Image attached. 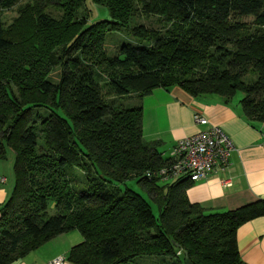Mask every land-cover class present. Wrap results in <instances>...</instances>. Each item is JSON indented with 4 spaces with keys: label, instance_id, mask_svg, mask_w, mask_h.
I'll list each match as a JSON object with an SVG mask.
<instances>
[{
    "label": "trees",
    "instance_id": "16d2710c",
    "mask_svg": "<svg viewBox=\"0 0 264 264\" xmlns=\"http://www.w3.org/2000/svg\"><path fill=\"white\" fill-rule=\"evenodd\" d=\"M93 1L109 19L89 24L85 0H0V158L15 154V186L0 207V264L74 230L83 241L69 251L72 264L141 256L248 264L237 231L264 216V199L215 211L190 201L189 178L149 177L171 157L159 140L144 139L141 100L157 87L227 102L241 90L244 114L263 122L264 0ZM12 8L17 15L6 23L3 11ZM112 31L141 41L117 43L109 54ZM128 98L138 104H118ZM130 178L147 189L158 216L147 198L118 184Z\"/></svg>",
    "mask_w": 264,
    "mask_h": 264
},
{
    "label": "crops",
    "instance_id": "0c3cea01",
    "mask_svg": "<svg viewBox=\"0 0 264 264\" xmlns=\"http://www.w3.org/2000/svg\"><path fill=\"white\" fill-rule=\"evenodd\" d=\"M139 100V99H138ZM143 132L147 141L159 140V151L169 157L175 144L209 125L221 127L232 139L235 150L231 163L206 178L194 182L188 198L215 210H232L264 199V121L250 120L240 100L227 102L218 94L193 96L179 86L155 88L145 95ZM199 114L208 125L196 122ZM14 158H0V207L15 186ZM230 183V184H229ZM83 241L79 232L62 233L12 264H51L53 258L68 260L70 249ZM242 259L248 264H264V216L242 224L237 231Z\"/></svg>",
    "mask_w": 264,
    "mask_h": 264
},
{
    "label": "built area",
    "instance_id": "2783aa9c",
    "mask_svg": "<svg viewBox=\"0 0 264 264\" xmlns=\"http://www.w3.org/2000/svg\"><path fill=\"white\" fill-rule=\"evenodd\" d=\"M195 120L202 125L209 123L207 118L199 114L195 116ZM234 150L231 137L221 127L209 125L180 139L170 153V163L148 172V176L164 180L185 176L193 182L200 181L220 169L227 168ZM64 261L63 256H58L51 264H64Z\"/></svg>",
    "mask_w": 264,
    "mask_h": 264
},
{
    "label": "rangeland",
    "instance_id": "374dc122",
    "mask_svg": "<svg viewBox=\"0 0 264 264\" xmlns=\"http://www.w3.org/2000/svg\"><path fill=\"white\" fill-rule=\"evenodd\" d=\"M23 1H26V0H23ZM85 2H86V5L88 7L89 14H90L89 15V22H88L89 24L94 23V22L99 21V20H102V19H109L110 18V14H109L107 7L95 3L93 0H85ZM16 15H17L16 8L4 10L3 11V20L6 23H11L13 21L14 17H16ZM245 19L248 21L253 20V18H250V17H247ZM136 21L138 23H142V22H139L138 20H136ZM142 21L150 27H160V24L156 21V18L144 17ZM125 41L139 43L141 40H139V38H137L133 34L129 33L128 31H112L108 34L107 40L105 43V46L108 50V53L113 54L116 50L115 48H116L117 43L120 44V43L125 42ZM58 73H59V69H56V72L54 73V79L55 80L59 79ZM243 95H244L243 92L241 90H239L236 93L234 100H236V101L241 100ZM118 104H120L121 107H128L129 108V107H134L135 105H137L138 100L136 98H132V99L128 98L126 100L120 99ZM7 157L13 159L15 157L14 151L9 149ZM74 172H75L74 173L75 176H77V174H79L81 176L83 175L82 170L78 169L77 171L74 170ZM118 184L120 185V187L122 189L129 187V188L133 189L134 191L142 194L145 198H147L151 202V206H152L154 214L156 216L159 215L158 205L154 201H152L150 194L148 193L147 189L145 187H143V185L141 183H139L136 178H130L125 183H118ZM75 185H77V184H75ZM74 231L79 232L77 230H74ZM55 258H53L52 260H54ZM156 258H160V257L141 256V257H138L134 261L133 264H158L156 262L157 261Z\"/></svg>",
    "mask_w": 264,
    "mask_h": 264
},
{
    "label": "water",
    "instance_id": "95a60500",
    "mask_svg": "<svg viewBox=\"0 0 264 264\" xmlns=\"http://www.w3.org/2000/svg\"><path fill=\"white\" fill-rule=\"evenodd\" d=\"M187 260H188V264H192L189 259H187Z\"/></svg>",
    "mask_w": 264,
    "mask_h": 264
}]
</instances>
